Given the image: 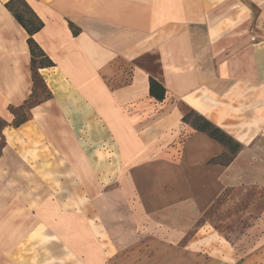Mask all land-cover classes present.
Listing matches in <instances>:
<instances>
[{"label":"crops","instance_id":"crops-1","mask_svg":"<svg viewBox=\"0 0 264 264\" xmlns=\"http://www.w3.org/2000/svg\"><path fill=\"white\" fill-rule=\"evenodd\" d=\"M9 1L0 0V264H264V208L239 243L199 224L226 190L264 192V0H25L55 66L40 70L53 98L17 128L9 109L30 98L33 79L29 35ZM180 105L241 145L229 164L212 163L227 149L195 130L166 153L188 128ZM157 108L164 116L148 120ZM89 118L115 143L111 166L79 139ZM30 133L46 153L12 148ZM75 193L94 196L70 201Z\"/></svg>","mask_w":264,"mask_h":264},{"label":"rangeland","instance_id":"rangeland-1","mask_svg":"<svg viewBox=\"0 0 264 264\" xmlns=\"http://www.w3.org/2000/svg\"><path fill=\"white\" fill-rule=\"evenodd\" d=\"M147 67L151 68V70L156 73L157 72V64H156V57L151 56L148 59H146ZM41 70V69H40ZM39 70V73L43 79L41 81L35 90V99L34 101L38 102V105H41L43 103L48 102L53 98V93L48 87L45 77L41 74V71ZM128 78L121 82L116 81H108V84L111 88H117L123 84L127 83ZM33 93V92H32ZM31 97V96H30ZM156 105V104H155ZM36 106V107H37ZM180 108L183 113V117L188 114L189 120L192 122L195 119V115L191 113V108H189L186 105H180ZM34 109V108H33ZM26 109L25 111L18 112L16 114L15 119L13 120L12 125L13 128H15V125L17 122H19L22 117H26L28 120L31 118V111L33 110ZM162 108H157L155 113L151 115L148 120H158L159 118L163 117L165 113L161 112ZM15 116V115H14ZM58 120H61V114L58 112L56 115ZM88 117L92 118L91 115ZM88 119L86 123L83 124V127L79 130V139L82 140V142L86 145H88L89 149L88 151L95 155L96 158H99L100 160H106V165L111 166L113 164V159L115 158V155H117L115 143L107 133V131L103 128H100L99 130H95L91 128V122L92 119ZM183 122V121H182ZM191 122L184 123V125L187 128V130L183 133V135L180 137L179 140H177L174 144L170 145V148L166 153L169 155L176 156V153L180 151V147L182 146L183 142L188 139L189 135L194 131ZM6 126L7 123H5ZM2 125L0 127V131L3 130L2 128H5ZM10 129L6 130V135L8 136V131ZM27 140H19L18 137L16 140L11 142L12 148L16 149L17 151L29 152L34 158L35 156L40 154L46 153V149L42 147L38 141H33L35 139V136L33 133H30L26 135L25 137ZM2 142L5 144V136ZM26 149V151H25ZM26 152V153H27ZM228 153L226 154V158H228ZM107 170V169H106ZM50 180V179H46ZM98 181L101 183V185H110V187L115 186V184H119L120 179L115 177H100ZM57 188L61 189V183H57ZM87 196L91 199L92 195H86V194H74L73 197L71 195H67V198L71 201L72 198H74L73 201H79L81 203H84L87 201ZM76 205V204H75ZM264 208V192H261L258 189H246L245 191L242 189H229L226 190L212 205L210 208L202 211L201 221L199 224L207 226L209 229L217 228L218 230H221L223 233H230L233 235V240L236 243H239L240 241H244L241 238V235L244 234H250L253 231V227L250 224L249 216L251 218H256L261 209ZM86 212H93L91 209L85 210Z\"/></svg>","mask_w":264,"mask_h":264},{"label":"trees","instance_id":"trees-1","mask_svg":"<svg viewBox=\"0 0 264 264\" xmlns=\"http://www.w3.org/2000/svg\"><path fill=\"white\" fill-rule=\"evenodd\" d=\"M5 6L12 13V15L18 21V23L25 29V31L29 35L27 42H28L30 54H31L33 93L31 97L27 101H25V103L22 106L18 108L11 107L9 109L10 112L16 117V114H18V112L25 111L26 109L31 110L38 105V102L34 101L35 90H36L37 85L41 81H43L39 73V70L52 68L55 65L34 40V35L42 30L44 24L33 13V11L30 9L26 1L25 0H10L8 3H6ZM70 27L72 29L73 34L77 36L80 30L77 27H75L72 23H70ZM149 84H150V89H149L150 96L154 98L155 100H157L158 102H162L166 97L165 88L153 78L149 79ZM191 113L196 116L192 122L189 120L188 114H186L183 117L182 121L184 123L191 122V125L195 131L207 134L210 138L219 142L228 151V155H229L228 158H226V154H224L220 157L215 158L212 161V163L221 164V165L229 164L233 160V157L236 156V154L239 152L241 145L237 143L228 134H226L223 130H221L220 128L215 126L213 123L208 121L206 118L198 114L196 111L191 110ZM27 121L28 119L24 116L19 122H17L15 127L17 128ZM4 124H5L4 121H0V127H2V125ZM0 136H1V139L3 140L4 136L2 135V130L0 131ZM2 140L0 142V156H1L2 149L5 146Z\"/></svg>","mask_w":264,"mask_h":264}]
</instances>
